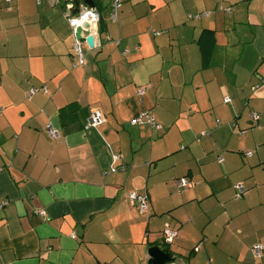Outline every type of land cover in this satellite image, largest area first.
<instances>
[{
    "label": "crops",
    "instance_id": "obj_1",
    "mask_svg": "<svg viewBox=\"0 0 264 264\" xmlns=\"http://www.w3.org/2000/svg\"><path fill=\"white\" fill-rule=\"evenodd\" d=\"M52 1L0 0V264H148L155 246L177 264H264V0H127L117 21L95 0L103 46L83 43L82 66ZM94 110L105 122L87 128ZM142 112L164 130L131 125Z\"/></svg>",
    "mask_w": 264,
    "mask_h": 264
},
{
    "label": "built area",
    "instance_id": "obj_2",
    "mask_svg": "<svg viewBox=\"0 0 264 264\" xmlns=\"http://www.w3.org/2000/svg\"><path fill=\"white\" fill-rule=\"evenodd\" d=\"M7 1L12 3L14 0H7ZM125 1L126 0H112V19L114 21H117L118 13H119L120 9L122 8ZM52 2H53V5H56V4H59L61 2H64V0H53ZM221 9H223V8H221ZM68 12L69 13H67V16H68L69 23H70L71 27L74 29V32H76V35H77V28L82 27L84 30L83 31L84 32V39L87 37H93L95 40V44H96V47L94 49L101 48L103 46L102 35H101V31H100V24H101L102 16L99 13V11H95L92 9H86L78 15H71V12L70 11H68ZM199 17H200V15H199ZM106 41L107 42L112 41V38L109 34H107V36H106ZM83 43H86V41H82L79 39L75 40V44L73 47L74 56L76 58H78V60H79V63L76 64L75 66H77V65L82 66L85 63V52L83 50ZM88 48L90 50L89 46H88ZM42 90L44 92H46L45 87H43ZM37 91L38 90L35 88L31 89L28 93V96L30 98H32L37 93ZM145 92H146L145 89H143V88L139 89V95L140 96L145 94ZM224 103L225 104H231V98L228 96H225L224 97ZM252 117L255 120H257V119H259L260 116L258 113L254 112V113H252ZM104 122H105V116L103 115V113L100 110H94V111H92V113L89 116L87 128H97L100 125H102ZM218 122L221 123L220 121H218ZM144 123H147L152 129H155V130L160 131V130L164 129V127L161 124H159L156 121V119L150 115L149 112H142V113L136 115L130 121V124L135 125V126H140ZM47 132H48L49 136H51L54 139H59V137H60L59 132L53 127L48 128ZM248 154L251 155L252 153L249 152ZM119 157L120 156H115V159H118ZM219 162H223L222 157L219 159ZM119 170L125 171L126 167L120 166L119 168H114L111 171L117 172ZM178 184H179L180 188H183V187L188 188V187L192 186L191 183L185 179L179 180ZM236 188L238 190V196L242 197L243 194L245 193L243 185L242 184L237 185ZM128 198H129L130 202L132 203V205H134L138 209H140V211L142 213H145V214L148 213L149 204L147 201V195L141 194V193L135 191V192H130L128 195ZM5 205H6V202L3 203L2 206H5ZM37 213L43 217L45 216V211H43V210H39ZM177 236H178L177 230L169 228V226L166 227L162 232L163 242L166 245H171L173 243V241L177 238ZM252 251H253V254L255 255V257H257V258L263 257V255H264V244L263 243L256 244L252 248ZM172 264H177V263L175 262Z\"/></svg>",
    "mask_w": 264,
    "mask_h": 264
},
{
    "label": "water",
    "instance_id": "obj_3",
    "mask_svg": "<svg viewBox=\"0 0 264 264\" xmlns=\"http://www.w3.org/2000/svg\"><path fill=\"white\" fill-rule=\"evenodd\" d=\"M67 5V10L71 12V15H78L86 9H92L97 11L98 6L95 0H64ZM82 27L77 28V38L84 40L89 45L91 50L96 47L93 37H87L84 39V32ZM150 259L148 264H171L176 262L177 257L170 251L163 250L160 246H155L149 250Z\"/></svg>",
    "mask_w": 264,
    "mask_h": 264
},
{
    "label": "trees",
    "instance_id": "obj_4",
    "mask_svg": "<svg viewBox=\"0 0 264 264\" xmlns=\"http://www.w3.org/2000/svg\"><path fill=\"white\" fill-rule=\"evenodd\" d=\"M127 1V0H126ZM125 1V2H126ZM124 2V3H125ZM63 4H65V2H63ZM102 19H101V24H100V31H101V33H102ZM156 34H160V33H156ZM75 36H76V32H75ZM106 36H107V34H106ZM106 38V37H105ZM77 39V36H76V38H75V40ZM212 39H213V37H212ZM87 44V43H86ZM118 44H119V42H118ZM200 44H201V46H202V52H203V58H204V61H203V64H204V66H206L208 63H209V60H210V54L212 53L211 52V47L213 46V41H212V43H210V45H207V46H204V43H201V40H200ZM209 47V48H208ZM204 48H206V50L204 49ZM251 119H252V122H258L259 120H260V117H259V119H257V120H255L253 117H252V115H251ZM147 124V123H146ZM160 124V123H159ZM162 125V124H161ZM231 125L232 126H234L235 124L233 123H231ZM163 126V125H162ZM150 127V126H149ZM153 130H155V129H153ZM164 130V129H163ZM163 130H155L156 132H162ZM241 135H244V131L242 130L241 131ZM249 153V152H248ZM247 153V154H248ZM250 153H252L251 155H247L246 154V156L247 157H252V155H253V152H250ZM222 156L221 155H219L218 156V158H217V161H218V163L221 165L222 164V162H219V159L221 158ZM123 167H126V166H123ZM126 169H127V167H126ZM181 179H185V180H187L188 182H190L191 183V185H192V180H190L189 178H187V177H184V178H179V179H177L176 180V185L178 186V188L179 189H187V187H183V188H180L179 187V184H178V181L179 180H181ZM189 188V187H188ZM255 256V255H254ZM262 258V257H261Z\"/></svg>",
    "mask_w": 264,
    "mask_h": 264
},
{
    "label": "rangeland",
    "instance_id": "obj_5",
    "mask_svg": "<svg viewBox=\"0 0 264 264\" xmlns=\"http://www.w3.org/2000/svg\"><path fill=\"white\" fill-rule=\"evenodd\" d=\"M204 14V13H203ZM200 15V14H199ZM199 15H196V16H192V18L191 19H200V18H198V16ZM202 17H204V16H202ZM93 51H95V50H93ZM138 93H139V90H138ZM254 113V112H253ZM249 155V154H248ZM131 192H133V191H131ZM135 192V191H134ZM137 192V191H136ZM130 193V192H129ZM129 193H128V195H129ZM128 195H127V197H128ZM129 199V198H128ZM130 201V200H129ZM131 203V202H130ZM132 204V203H131ZM133 206V205H132ZM174 254V253H173ZM174 256H175V254H174ZM175 257H177V256H175Z\"/></svg>",
    "mask_w": 264,
    "mask_h": 264
},
{
    "label": "clouds",
    "instance_id": "obj_6",
    "mask_svg": "<svg viewBox=\"0 0 264 264\" xmlns=\"http://www.w3.org/2000/svg\"><path fill=\"white\" fill-rule=\"evenodd\" d=\"M97 11H99V10H97ZM99 13L101 14V12L99 11ZM102 16V15H101ZM101 35H102V33H101ZM78 39V38H77ZM82 41H84V40H82ZM87 46H89L88 44H87ZM97 49H100V48H97ZM97 49H94V50H97ZM90 51H93V50H91L90 49ZM175 263V262H174Z\"/></svg>",
    "mask_w": 264,
    "mask_h": 264
}]
</instances>
